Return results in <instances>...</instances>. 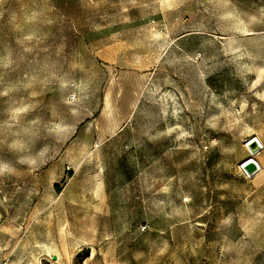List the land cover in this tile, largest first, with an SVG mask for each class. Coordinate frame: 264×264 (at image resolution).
Masks as SVG:
<instances>
[{
  "label": "rangeland",
  "instance_id": "rangeland-1",
  "mask_svg": "<svg viewBox=\"0 0 264 264\" xmlns=\"http://www.w3.org/2000/svg\"><path fill=\"white\" fill-rule=\"evenodd\" d=\"M165 2L0 0V264H264V0Z\"/></svg>",
  "mask_w": 264,
  "mask_h": 264
},
{
  "label": "water",
  "instance_id": "water-1",
  "mask_svg": "<svg viewBox=\"0 0 264 264\" xmlns=\"http://www.w3.org/2000/svg\"><path fill=\"white\" fill-rule=\"evenodd\" d=\"M250 144L257 145L258 141L254 140ZM242 169L245 171L248 177H253L261 170V167L254 159H249L242 164Z\"/></svg>",
  "mask_w": 264,
  "mask_h": 264
},
{
  "label": "trees",
  "instance_id": "trees-1",
  "mask_svg": "<svg viewBox=\"0 0 264 264\" xmlns=\"http://www.w3.org/2000/svg\"><path fill=\"white\" fill-rule=\"evenodd\" d=\"M90 257V250L83 249L81 250L76 257V264H83L84 261ZM43 264H54L52 262L44 261Z\"/></svg>",
  "mask_w": 264,
  "mask_h": 264
},
{
  "label": "clouds",
  "instance_id": "clouds-1",
  "mask_svg": "<svg viewBox=\"0 0 264 264\" xmlns=\"http://www.w3.org/2000/svg\"><path fill=\"white\" fill-rule=\"evenodd\" d=\"M18 145H12L10 147H16ZM41 155H43V153H41ZM19 163L21 164H29V165H34L36 164L35 160H25V159H21L19 161ZM10 169L6 166V165H0V175H4L6 172H9Z\"/></svg>",
  "mask_w": 264,
  "mask_h": 264
},
{
  "label": "snow or ice",
  "instance_id": "snow-or-ice-1",
  "mask_svg": "<svg viewBox=\"0 0 264 264\" xmlns=\"http://www.w3.org/2000/svg\"><path fill=\"white\" fill-rule=\"evenodd\" d=\"M171 4H172V0H166V2H165V7H169V6H171ZM262 74H264V73H262ZM165 191H167V189H165Z\"/></svg>",
  "mask_w": 264,
  "mask_h": 264
},
{
  "label": "bare ground",
  "instance_id": "bare-ground-1",
  "mask_svg": "<svg viewBox=\"0 0 264 264\" xmlns=\"http://www.w3.org/2000/svg\"><path fill=\"white\" fill-rule=\"evenodd\" d=\"M254 140L258 141V143L261 145V142L258 139H253V140H251V142L254 141Z\"/></svg>",
  "mask_w": 264,
  "mask_h": 264
}]
</instances>
